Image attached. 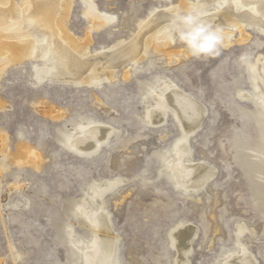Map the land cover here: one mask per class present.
<instances>
[{
  "label": "rangeland",
  "instance_id": "374dc122",
  "mask_svg": "<svg viewBox=\"0 0 264 264\" xmlns=\"http://www.w3.org/2000/svg\"><path fill=\"white\" fill-rule=\"evenodd\" d=\"M180 2L96 0L115 21L94 31L90 46L129 41L155 10L176 9ZM216 6L210 3L189 18ZM70 12L71 34L84 40L90 21L83 1L73 0ZM197 27L206 28L197 24L180 32ZM232 31L228 48L219 44L211 53L176 60L169 52L189 49L178 41L127 66L128 78L120 77L121 69L118 80L102 86L37 85L33 60L6 69L0 76V139L7 136L8 152L7 168L0 172V264H78L67 228L81 237H88L89 229L75 209L92 183L116 176L129 179L105 200L119 237L117 264H175L171 231L181 222L199 230L189 264H221L236 249L238 224L254 230L243 240L257 264H264V120L252 100L239 97L252 89L251 65L264 54V34L248 27L249 39L239 43V29ZM163 80L175 82L207 109L190 146L195 163L206 161L216 174L197 193L176 191L168 181L163 158L182 137L175 119L169 116L160 127L145 119L143 97ZM51 108L64 118L46 117L44 109ZM82 123L103 124L119 134L96 153L80 154L65 141ZM34 152L38 167L19 165Z\"/></svg>",
  "mask_w": 264,
  "mask_h": 264
},
{
  "label": "bare ground",
  "instance_id": "6f19581e",
  "mask_svg": "<svg viewBox=\"0 0 264 264\" xmlns=\"http://www.w3.org/2000/svg\"><path fill=\"white\" fill-rule=\"evenodd\" d=\"M82 1L90 21L84 40L75 38L69 28L73 0L0 2V76L11 65H23L27 60H33L32 77L37 85L58 83L81 87L102 86L118 80L121 69L125 71L120 77L128 78L132 71L125 68L144 63L151 50L163 53L182 41L180 30L184 27L199 24L211 31H219L223 36L221 44L227 48L233 43L234 28L239 29V43L249 39L246 32L248 27L259 28L264 34V0H181L176 9L155 10L129 41L120 39L110 47L93 49L90 46L93 32L114 22L115 17L102 12L96 0ZM213 2L217 4L214 12L205 9L199 18H189L193 12ZM213 25L224 26L227 30L211 29ZM191 53L188 49L169 52V55L175 56L177 60L189 57ZM251 83L252 89L246 94L240 93L239 97L252 100L255 107L258 110L260 108V116L264 120V54L259 55L251 65ZM193 98L192 94L182 91L175 82L163 80L143 97V101L145 119L149 124L160 127L171 116L182 132V137L163 158L164 167L170 172L169 183L176 191L180 189L197 193L215 177L216 168L206 166V161L195 163L192 157L190 138L201 128L207 114V109L198 103L197 98ZM43 113L46 117L58 120L65 116L64 112L54 108L44 109ZM118 134L119 131L103 124L82 123L72 130L65 143L68 149L92 155ZM6 147L7 136L2 135L0 172L7 168ZM39 163L40 156L34 152L28 161H20L19 165L32 164L38 167ZM127 181L129 179L121 176L95 181L75 209V215L83 219L84 226L89 229L88 237H81L72 226L67 228L70 249L77 255L78 264H117L119 237L105 200L107 195L113 196ZM171 234L170 244L178 255L175 264H189L193 243L199 234L198 228L188 222H181ZM245 234L252 236L255 233L247 225L238 224L235 230L236 249L224 256L220 260L221 264L258 263L243 240Z\"/></svg>",
  "mask_w": 264,
  "mask_h": 264
},
{
  "label": "clouds",
  "instance_id": "9594fccd",
  "mask_svg": "<svg viewBox=\"0 0 264 264\" xmlns=\"http://www.w3.org/2000/svg\"><path fill=\"white\" fill-rule=\"evenodd\" d=\"M180 39L186 43L194 55L211 53L223 42V36L219 31H211L203 27H197L188 33H181Z\"/></svg>",
  "mask_w": 264,
  "mask_h": 264
}]
</instances>
